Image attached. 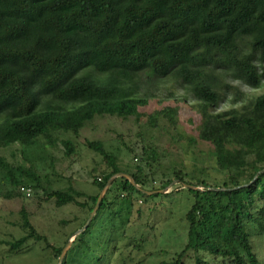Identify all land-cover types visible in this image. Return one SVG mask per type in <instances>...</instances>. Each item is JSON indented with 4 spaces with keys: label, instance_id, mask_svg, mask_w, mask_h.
<instances>
[{
    "label": "trees",
    "instance_id": "1",
    "mask_svg": "<svg viewBox=\"0 0 264 264\" xmlns=\"http://www.w3.org/2000/svg\"><path fill=\"white\" fill-rule=\"evenodd\" d=\"M226 77L252 90L264 85V0H0V175L18 187L17 195L29 198L19 187L42 186L32 173L17 175L5 149L18 146L27 153L43 141L52 146L60 135L79 136L97 117L139 122L141 109L158 96L156 84L173 79L198 102V137L212 147L227 179L219 187L180 189L194 198L186 215L187 243L161 264H211L208 257L221 264H260L249 227L264 233V93L246 95L223 81ZM225 102L234 106L218 111ZM178 113L177 106H167L149 118H164L175 127ZM61 142L73 155L75 144ZM85 145L109 168L93 180L96 193L87 195L72 185L46 192L59 208L74 204L87 212L80 228L113 175L127 173L142 190L161 191L148 187L140 167L123 170L101 141ZM148 153L155 155V149L143 147ZM174 180L200 186L179 172L161 189ZM163 196L147 195L117 178L63 264H118V250L127 239L125 247L141 251L146 237L141 225L135 229L143 221L137 200ZM22 218L28 234L1 243L18 251L28 239L43 242L53 264L79 230L54 246L26 211ZM135 230L139 239L131 234ZM120 258L127 264L122 252Z\"/></svg>",
    "mask_w": 264,
    "mask_h": 264
},
{
    "label": "rangeland",
    "instance_id": "2",
    "mask_svg": "<svg viewBox=\"0 0 264 264\" xmlns=\"http://www.w3.org/2000/svg\"><path fill=\"white\" fill-rule=\"evenodd\" d=\"M223 81L239 87L249 96L264 93V85L252 90L229 77ZM155 88L158 96L150 101L147 108L141 109L144 118L139 122L134 117H97L87 123L77 137L60 135L59 140L70 139L75 144L73 155H67L61 140L52 146L43 141L44 146L27 153H22L18 146L3 151L17 175L21 171L34 174L42 188H32V195L24 198L17 195L18 187L10 185L0 175V264L55 263L51 249L43 242L28 239L18 251L1 243L14 242L28 234L22 228V211L28 213L36 230L54 246L63 245L72 233L83 228L80 227L87 217L86 211L74 204L59 208L54 200L47 198L46 192L72 185L87 195L96 193L93 180L106 174L109 168L101 156L86 147V141H101L109 153L117 156L123 170L135 172L140 167L148 187L164 191L163 197L147 202L140 198L137 200L136 207L142 209L143 221L138 222L135 229L141 225L146 241L141 251L133 245L125 247L129 239L123 242L117 253L118 264H121V252L127 264H161L169 263L183 249L188 235L186 215L194 204V198L186 190L180 191L185 189L182 182L174 180L166 190L161 189L162 184L180 172L186 181L200 184L196 187L203 190L202 185L222 186L227 173L218 169L212 147L198 137V102L173 79L159 82ZM167 106L179 108L175 127L164 118L153 121L149 118ZM233 106L225 102L218 111ZM143 147H153L155 155H144ZM167 193L171 194L165 196ZM137 215L133 221L137 220ZM249 232L260 264H264V233L253 227H249ZM139 233L138 230L131 232L136 239H139ZM70 239H75V235ZM207 260L211 264H221L212 257Z\"/></svg>",
    "mask_w": 264,
    "mask_h": 264
},
{
    "label": "water",
    "instance_id": "3",
    "mask_svg": "<svg viewBox=\"0 0 264 264\" xmlns=\"http://www.w3.org/2000/svg\"><path fill=\"white\" fill-rule=\"evenodd\" d=\"M262 172H264V171H262ZM262 172H261V173H262ZM119 177H124V178L128 179V180L131 182V184H132V185H133L138 191H140V192H142V193H145V194H147V195H153V194H156V193H160V194H163V193H164V191H158V192H147V191L142 190V189L138 186V184L136 183V181L134 180V178H133L131 175L127 174V173H119V174L113 175V176L109 179V181H108V183L106 184V186H105V187L103 188V190L101 191V193H100V195H99V198H98V201H97V204H96L95 208L93 209V211L91 212V214H90V216H89V218H88L86 224L84 225V227H83L82 229H80L79 231H77V232L75 233V237L78 236V235H80L81 233H83L85 230H87V228H88L89 225L91 224V222H92L94 216L96 215V213H97V211H98V209H99L101 203L103 202V200H104L106 194L108 193L110 187L112 186L113 182H114L117 178H119ZM182 185H183V187H184L185 189H190V190H193V191L201 190L200 188H198V187H196V186H193V185H189V184H187V183H183V182H182ZM74 240H75V239H70V240L68 241L67 245L64 247V249H63V251H62V253H61V255H60V258H59V261H58L57 264H63L64 258H65V256H66V254L68 253L69 249L71 248V246H72Z\"/></svg>",
    "mask_w": 264,
    "mask_h": 264
},
{
    "label": "built area",
    "instance_id": "4",
    "mask_svg": "<svg viewBox=\"0 0 264 264\" xmlns=\"http://www.w3.org/2000/svg\"><path fill=\"white\" fill-rule=\"evenodd\" d=\"M20 191H21V193H23L27 197H30L32 195V189L31 188L22 186V187H20Z\"/></svg>",
    "mask_w": 264,
    "mask_h": 264
}]
</instances>
